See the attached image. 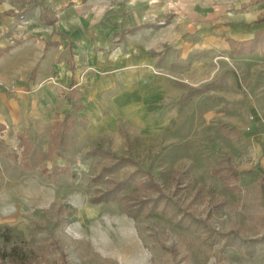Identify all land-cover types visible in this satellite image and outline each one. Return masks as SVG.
<instances>
[{
	"label": "rangeland",
	"instance_id": "374dc122",
	"mask_svg": "<svg viewBox=\"0 0 264 264\" xmlns=\"http://www.w3.org/2000/svg\"><path fill=\"white\" fill-rule=\"evenodd\" d=\"M24 1L0 0V14H14ZM121 1L87 0L80 6L117 7ZM60 5L65 7L61 0ZM21 19L0 18L10 45L30 26ZM253 22L247 20L249 28ZM158 31L156 53L167 64L163 72L153 70L159 83L146 90L136 84L125 88L126 73L117 72L112 80L108 64L96 69L82 60L70 91L68 81L54 80L69 73L51 69L49 79L60 90L58 108L66 105L61 97L73 91L76 105L94 111L81 110L73 117L75 129L61 136L51 133L45 117L43 131L23 133L29 139L27 156L8 133L7 151L18 159L0 155L2 250L15 245L34 251L36 264H264V245L252 256L237 248L264 237V52L233 58L211 50L209 55L193 41V55L175 65L181 41L170 28ZM208 59L209 72L194 69ZM6 90L22 92L13 85ZM222 165H229L234 177L224 181L213 174ZM59 168L66 174L58 176ZM127 178L136 185L156 182L182 210L203 220L217 242L207 243L157 216L135 222L117 202H89ZM144 189L132 194L156 195ZM227 236L231 244L223 246Z\"/></svg>",
	"mask_w": 264,
	"mask_h": 264
},
{
	"label": "crops",
	"instance_id": "0c3cea01",
	"mask_svg": "<svg viewBox=\"0 0 264 264\" xmlns=\"http://www.w3.org/2000/svg\"><path fill=\"white\" fill-rule=\"evenodd\" d=\"M49 1H53L46 5L55 20L53 25H45L39 19L40 8L35 7L24 16L25 23L30 26L25 27L28 30L21 35L22 40L15 41L0 57V155L3 157L18 159L13 151H7L9 145L5 141L9 132L19 140L22 151L23 142L30 148L29 139L23 133L43 131L48 115L51 133L54 134L57 123L66 125L69 132L75 129L73 117L81 110L85 114L94 111V108L84 110L82 103L76 105V93L73 91L61 97L66 105L58 108L56 100L60 90L49 79L51 69L57 74L60 68L69 73L63 77L58 74L54 80L59 83L68 81L70 91L78 83L76 63L82 60L86 64H94L96 69L108 64L106 74L112 80L115 73H126L125 88L136 84V87L142 86L146 90L151 82L159 83L153 70L163 72L161 67L167 64L159 59V55H149L156 53L161 43L162 35L158 30L167 28L173 31L174 40L181 41L175 65L188 61V56L193 55V41L199 42V47L209 55L211 50L233 58L252 57L258 51L264 52V47H261L254 53L237 56L231 54L229 44L250 41L254 33L264 29V21L256 23L258 19H264V0H123L117 7L97 5L85 8L80 5H86L87 0H73L77 4L70 6L61 0L65 7L60 5V0ZM226 2L229 6H224ZM227 7L231 11L226 12ZM3 16L15 19L4 12L0 18ZM161 19L164 23L159 22ZM249 19L254 20L252 28L248 27ZM4 32L8 33V30L0 27V50L10 46ZM114 41L118 44H113ZM203 61L202 68L198 62L194 69L201 73L209 72L210 59ZM168 70L166 73L173 75ZM133 77L137 80L133 81ZM9 85L22 92L10 95L6 90ZM262 170L264 172V167Z\"/></svg>",
	"mask_w": 264,
	"mask_h": 264
},
{
	"label": "trees",
	"instance_id": "16d2710c",
	"mask_svg": "<svg viewBox=\"0 0 264 264\" xmlns=\"http://www.w3.org/2000/svg\"><path fill=\"white\" fill-rule=\"evenodd\" d=\"M44 2L45 0H27L20 5L21 7L17 9L14 14L12 11L5 14L11 15L17 20L20 17L28 15L35 7H39V19L45 25H53L55 20L50 15V10L48 6L44 5ZM263 21L264 19H258L256 23ZM229 44L231 47V54L233 55L238 56L239 54L254 53V51L258 48L264 47V29L254 33L253 38L250 41L241 42L239 44L229 42ZM10 48L11 45L3 48V50H0V57L3 53L8 52ZM149 55L158 56L155 52H151ZM70 100L72 101V98H70ZM66 128L67 126H63L61 123L56 124V131H60V136L61 134H67V131L64 134V130H67ZM54 135L57 136L55 133ZM55 137H53V141H55ZM22 152H25L26 156L28 155V147L24 144V142ZM212 171L213 174H219V177L224 179V181L230 178L228 175H232V177H234L232 168L229 165L228 167H224L222 165L220 167L213 168ZM222 171L223 174H220ZM57 172L58 176L66 174L63 168H59ZM262 180H264V172ZM144 187L146 189H144ZM137 188L147 190V192L149 190L156 195L154 197L146 195L139 196V194L133 195L132 191ZM89 202L94 205L99 203L117 202L124 215L135 222L139 221V219L143 216L145 218L157 216L164 219L167 223L181 228L184 232L201 237L202 240L207 243L215 244V242H217L216 233H214L203 220L197 219L192 214L182 210L171 197L163 194L159 185L151 179H148L147 182L140 183L139 185H136L131 178H127L125 181H121L119 183H113L110 188L101 191L96 195V197L89 198ZM4 240L7 241L8 239L6 238ZM230 244L229 237L227 236L223 246H230ZM263 245L264 237H261L260 239L246 241L245 243L237 245V248L242 249L244 254L252 256L260 252ZM36 256L37 255L34 251H28L26 248L23 249L15 245L9 247L8 250H2L0 248V264H36Z\"/></svg>",
	"mask_w": 264,
	"mask_h": 264
},
{
	"label": "built area",
	"instance_id": "2783aa9c",
	"mask_svg": "<svg viewBox=\"0 0 264 264\" xmlns=\"http://www.w3.org/2000/svg\"><path fill=\"white\" fill-rule=\"evenodd\" d=\"M21 22H24V21L21 19Z\"/></svg>",
	"mask_w": 264,
	"mask_h": 264
}]
</instances>
